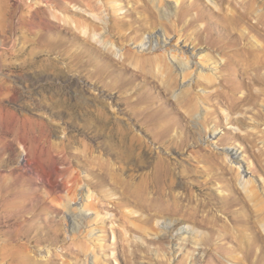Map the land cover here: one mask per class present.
Here are the masks:
<instances>
[{"label": "rangeland", "instance_id": "rangeland-1", "mask_svg": "<svg viewBox=\"0 0 264 264\" xmlns=\"http://www.w3.org/2000/svg\"><path fill=\"white\" fill-rule=\"evenodd\" d=\"M13 1L3 23L8 27L0 26V186L15 187L21 200L33 194L35 216L27 215L26 222L58 221L64 240L30 244L9 239L5 232L10 225L0 215V257L5 246L14 247L16 256L14 261L0 259V264H30V251L39 263L54 256L52 264H71L73 258L62 247L73 242V234L83 238L86 251H81L78 264H94V256L97 264H238L234 258L242 254L222 236L229 224L228 212L241 221L253 203L264 210V85L251 86V77L239 68L216 71L223 67L226 51L214 47L225 46L227 38L215 1L164 0L173 8L177 1L184 2L186 9L194 2L192 16L203 15L199 40L188 34L166 35L160 27L150 26L147 31L136 30L140 38L129 44L115 39L103 47L95 40L99 34L85 44L72 42L61 32L63 43L57 49L67 55L63 60L48 54L47 37L59 33L48 27V14L39 16L43 30L36 36L30 26L14 25L19 15L13 16ZM224 2L223 11L230 13L227 3L231 2L230 7L244 17L238 32L244 31L248 40L261 47L264 38L250 26L264 14V0H254L252 12L243 7L249 0ZM132 5L122 7L117 17L128 20ZM173 8L161 11L172 18ZM70 9L98 23L87 12ZM160 52L173 70V89L146 60ZM260 72L264 77V68ZM199 75L213 82L203 78L198 84ZM187 88L196 105L191 118L186 116L184 101L176 102ZM247 94L252 99L237 110L236 98ZM114 132L121 133L120 138L113 137ZM138 158L144 163L136 167ZM53 162L64 176L72 172L79 181L70 203L76 213L68 214L60 205L55 211L45 202L44 182ZM156 162L171 164L176 175L174 193L184 204H207V212L194 217L144 204L141 181ZM228 174L240 178L230 180ZM245 182L256 195L251 203L245 196ZM58 195L66 194L61 189L53 197ZM23 222L19 219L18 224ZM257 231L264 236L262 226Z\"/></svg>", "mask_w": 264, "mask_h": 264}, {"label": "bare ground", "instance_id": "bare-ground-1", "mask_svg": "<svg viewBox=\"0 0 264 264\" xmlns=\"http://www.w3.org/2000/svg\"><path fill=\"white\" fill-rule=\"evenodd\" d=\"M9 1L10 0H0V9H1L0 17H2L0 18L1 19L0 26H2V28L8 27L5 25L6 23L5 24L3 23L6 22L7 14H9L7 12ZM27 1L28 0L13 1L15 3V7L13 8V16L14 14L19 15L18 20L14 19L17 21V24L14 25H17V27L20 26L25 27L26 29L30 26V32L33 31L34 33L36 31L35 32L37 34L36 36H38L39 31L43 30L41 26L42 20L41 18H39V16L41 14H48L49 16L47 17V20L49 22L48 27L51 28L53 31L56 30L59 31V33L58 34L56 33L53 38H51V36L47 37L48 54L50 56L55 55L56 59L63 60V58L67 56L66 54L64 55V53L61 52V50L57 49V46L59 47V45L63 43L62 37L60 35L61 32L67 34L70 37L69 38L70 41L75 42L79 40L85 44H90V41L94 40L95 36L99 34L100 35L99 38L95 40L97 41V43H100L103 47L104 46L107 47V44L108 45L114 44L113 40L115 39L122 44L136 40L140 38L139 35L136 34V32L147 31L149 30L150 26H151L150 29L160 27L166 35L174 33L178 36V38H180V36L188 34L190 36H193L194 41L196 38L199 40L200 36L202 35L201 33L202 30L198 29V23L203 22V15H201V13L200 14L196 13L195 15L192 16L191 14L192 13L191 10L195 8L194 2L190 4L189 9H186L184 2L177 1L176 5L173 8L172 6L165 4L164 0H31L30 1V2L34 1L35 4H31V3L28 4L29 1L28 2ZM214 1L219 7L218 15L221 16L222 27L224 28L222 30L225 31V35L227 38L225 46L217 47V48L214 47L215 51L218 52H222V51L224 52V50L226 51L224 52L225 58H224L223 67L218 66L216 68V71L219 72L218 74H222V71L226 70L227 68H232V67L239 68L244 73H246L247 75L246 78H248V76L251 77L250 78L252 84L251 86H254L256 84L264 85V77L261 75L260 72L261 69L264 68V44L261 47H257V44H255L254 42L252 43L250 40H248V36L244 34V31L242 32L240 30L241 32H238V25L240 24V22L244 21L243 20L244 17L241 15L240 11L238 12L236 8L230 7L231 2L227 3L228 5L227 7L232 9L230 10V13H228L227 10L226 12L222 10V7L224 8V5L226 4L224 0H214ZM249 1H250L249 5L245 3L243 7L245 9V7L247 6L249 11L252 12L254 0H249ZM129 3H132L133 5L129 9L131 13L129 12L130 15L128 17V20L126 18H122V19L118 18L116 13L119 10H121L122 7H125ZM70 7L87 12L92 19L97 20L98 23L100 24L94 22L89 18H85L81 16L75 11H71ZM162 7H164L165 10H170V8L171 9L173 8L172 18L164 16V13H162L161 11ZM138 12H141V14L138 17H136L137 15L135 13ZM258 16L259 17L257 18L256 25L255 24L251 25L250 28L253 29L254 31L256 30L257 32H259L260 36L264 38V28L258 27V24H261L262 27H264V14L262 13L261 15ZM77 17H81L83 19H79ZM37 20L38 21L40 20L41 24L38 23ZM61 22L63 23L62 25ZM253 30L251 32H253ZM79 34L82 35V38H80ZM41 37L42 35H40L39 39ZM156 37H157V42H159L158 36ZM44 39L46 38L44 37ZM152 40L153 39L149 38L148 41L151 43ZM222 44L224 43L222 42ZM165 57H166L165 53L160 52L159 54H155L153 58L147 57L148 59L146 60L149 62V63L147 62L148 64L151 63L150 65L151 68L152 66L157 67L158 74H160L161 76L164 75L163 79H166L169 82H171L169 88L173 89L174 74L172 68L165 63L166 62ZM173 57H175V55H173ZM52 59L49 60L54 63L55 60ZM75 62L77 63L78 60H75ZM55 65L56 64L51 65L49 68L53 69V67L54 68L56 67ZM250 71L253 72V74H249L248 72ZM91 74L93 76L96 75L97 73L95 72ZM188 75L190 74L188 73L187 76ZM199 78L200 79H198L197 77L198 84H200L199 81L201 82V79L203 78L206 79L209 83L213 80L211 79V77L205 78L200 75ZM222 80L220 81L221 84H222ZM236 99L238 102L237 110H239L241 106L247 105L250 99L252 98L250 97V94L249 95L247 94L244 95L243 97H237ZM183 101H184V105H186L185 106L186 116L188 118H191L192 115L196 112V105L194 103L195 99H194V95L191 92V88L182 90V92L176 96V102H178L179 105ZM97 122L102 123L99 120H97ZM112 136L116 138H120L121 133L114 132ZM127 154H129V156L132 157V149L130 151L128 149ZM211 156L217 160V156L215 154H211ZM160 162H156V164L152 166L153 167L152 171L143 177L141 181L140 200L143 201L144 204L148 203L149 206L150 205L154 206L153 208L154 209L156 208V211L160 210L164 212H173L178 214L191 213L194 217L198 216L200 212H207L206 210V208L208 207L207 204L204 205L199 204L196 206H191L189 203L184 204L182 200L175 195L174 189L176 188V180H175L176 175L174 173V169L172 168L170 163H166V165H163V162L162 164ZM143 163H144L143 160L138 158L136 167L141 164L143 165ZM62 175L64 176V174L57 168V165L53 162L49 176L44 182V188L46 189V190L44 189V191H46V196H47L46 200L45 199L44 200L46 203L51 204L49 206L55 211H59L57 206L60 205L64 210L67 211L66 213L73 214L77 212V208L71 207L70 203L74 201L76 198L75 188L79 186V181L77 180L75 174H73L72 172L65 174L66 176H64V180L62 179ZM228 175L231 176L230 174ZM239 178H240L239 174H234L233 176L230 177V180L237 181ZM245 183L246 184L243 185V189L245 190L246 193L245 196L248 198V200H250L248 201V203L249 202L251 203L255 199L256 195L252 194L254 192L251 191L252 189H250L248 185L249 182H245ZM61 189L65 191L66 195L64 197L59 195L53 197V194ZM150 195L152 197H150ZM31 196H28L25 199L23 197L24 200H21L19 191L16 190L15 187L13 188L12 186L8 187V185L6 187L5 185L1 184L0 203L2 210L0 212V215L3 217L4 221L6 220L5 223L10 225L8 226L5 232V235H7L9 239H23L27 242H30V244H32L33 242L46 244L52 241L61 242L62 240H64L62 237V233L60 232L61 227L58 221H55L53 219H48L43 221L42 219H39L32 225L30 224V220L26 222L27 215H29L30 217L35 216L33 214L34 207L37 206L35 196L34 197ZM89 197L90 196H88V198ZM208 203L210 204V202ZM6 206H8V209H5ZM214 206H216V203L214 204ZM244 206L246 205L244 204L243 207ZM257 206H255V204L253 203L252 207H247V214H244V216L240 217L241 221L237 218L236 215H234L233 212L227 213L226 211L227 214H230V218H229V224H227V227H224V229L226 228L225 229L226 232L223 234L222 237L223 239L227 240L228 243L234 244L236 247L235 250L239 251L242 254V257L234 258L238 264H246L248 261H252V263L254 264H264V236L257 231L259 226H262V228L264 229V210L262 206L261 207H257ZM15 211L19 212V214L16 216L14 215ZM41 211H43V209H41ZM231 213L233 214V216L231 215ZM37 216H39V214ZM206 218H208V216H206ZM19 219L21 220V222H23L22 220H24L25 222L23 223L25 224H18ZM144 224L146 226L149 225L147 221H145ZM230 228L238 230V233L233 234ZM70 238L73 240V242L64 245L62 247V250L64 251L65 254H69L73 258V263L71 264H78L81 257V251L84 252V254H86L85 253L86 251H84V247L82 245L83 238L75 234H73ZM219 248L220 247H218L217 249ZM11 257H12V261H14L16 258L14 247H7V246L2 247V253L0 259L6 260L7 258H11ZM54 261H55V257L49 256L44 263H39L36 257L31 256V251H30V264H52L54 263ZM61 264H70V263L63 261ZM94 264H97V258L95 256H94Z\"/></svg>", "mask_w": 264, "mask_h": 264}]
</instances>
